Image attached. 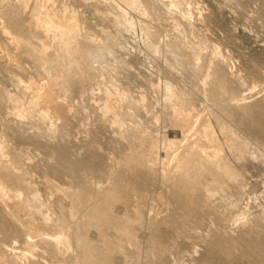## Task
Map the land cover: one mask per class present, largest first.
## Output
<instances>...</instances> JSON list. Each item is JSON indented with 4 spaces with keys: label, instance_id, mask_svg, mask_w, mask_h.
Returning a JSON list of instances; mask_svg holds the SVG:
<instances>
[{
    "label": "rangeland",
    "instance_id": "obj_1",
    "mask_svg": "<svg viewBox=\"0 0 264 264\" xmlns=\"http://www.w3.org/2000/svg\"><path fill=\"white\" fill-rule=\"evenodd\" d=\"M37 1L0 0V30L15 35L25 18L37 13ZM138 1L144 13L120 0H53L50 8L72 13L79 26L73 43L80 51L67 81L26 54L18 52L17 62L8 57L0 38L3 160L23 173V185L38 194L41 207L40 215L32 213L34 205L22 188L17 199L22 203L16 200L26 217L21 220L39 235H51L59 225L71 236L83 232L97 251L103 250L100 235L109 238L111 230L130 221L125 241L130 245L123 243L111 264H264V250L253 252L242 244L254 236L264 239V0ZM38 39L34 42L43 43L56 63L65 62L57 63L62 69L68 65L56 57L53 39ZM29 80L35 87L51 84L52 109L38 99L35 111H28L32 90L24 94L19 82ZM8 97L17 99L15 105ZM177 113L195 116V128L207 123L223 162L238 173L236 182L223 181L222 190L205 200L209 174L198 165L188 169L185 178L197 183L192 199L199 202L193 220L176 212L172 189L160 186L167 144H187L178 138ZM60 148L67 160L57 164ZM134 151L145 152L152 169L145 188L139 186L141 172L124 170ZM91 154L99 156L94 167L73 165ZM173 183L174 189L180 185ZM105 212L112 223L99 224V235L96 217ZM42 217H48L47 226ZM5 227L0 245L18 253L23 239ZM159 228L167 241H161ZM216 240L229 256L217 253ZM73 244L55 264H82L84 249L79 252ZM13 261L4 264H24Z\"/></svg>",
    "mask_w": 264,
    "mask_h": 264
},
{
    "label": "bare ground",
    "instance_id": "obj_2",
    "mask_svg": "<svg viewBox=\"0 0 264 264\" xmlns=\"http://www.w3.org/2000/svg\"><path fill=\"white\" fill-rule=\"evenodd\" d=\"M121 1L124 3L125 6H128L129 8L132 9L141 8L140 6L138 7V2H139L138 0H120V3ZM52 2L53 0H40L35 2V11H37V13L34 12V14L32 13L31 15L27 16L25 18L24 25H22L19 28V30L16 32V34L13 36L8 35L6 31L0 30V38H2L1 41H3V43L5 44L4 46L5 48H3V50L7 52L6 55H8V57L9 56L13 57L17 62V60L19 61L18 52L21 53V55L26 54L25 56L27 59L37 62L40 67L45 68L48 71H51V73L59 72L60 73L59 76L61 77V79L63 81H67L64 77L71 70L72 65L75 64L74 60L80 51L79 46L77 47L73 43V37L77 33L79 26L76 24L72 13H66L68 12L67 10L62 12H60L61 10L59 12L55 11L53 10V6L51 9L50 7ZM141 10L143 9L141 8L140 11ZM141 13L144 12L141 11ZM37 37H39V39H44V40L48 39V37L49 39L50 38L53 39V41L56 42L55 43L56 46H58L57 49L58 53L56 57L59 58L60 56L62 60L67 62L68 65L62 69L61 67L62 62L61 61H60L61 63L59 61L57 62L60 63L61 66L57 64L56 59L55 58L53 59L51 57L53 53L51 54V56H49L46 48H44L45 45L43 43L40 44L38 42H34ZM63 63L65 64V62ZM58 65L60 66V68H58ZM16 66H18L17 68H19L20 72L23 73L24 69L22 68V66L19 65V62L16 64ZM19 83H21V91L24 94L26 93V91L30 92V90H32V93L30 92L29 94L31 103L29 104L30 108L28 111L30 110L33 111L36 107H38V99H42L43 103L47 106V108H51L53 106L51 104V100H52V95L50 91L51 84H39L38 87H35L36 84L32 80H29L28 84L25 85H23L21 81ZM7 101L12 102V104L14 103L15 105L17 99L8 97ZM40 114L42 118H45L46 115L45 112H42ZM18 117H21V115L20 116L18 115ZM194 117L195 116H193L192 114L177 113V117H176L177 122H179L180 125L182 126L181 128L182 131L180 130L181 133H179L178 138L181 141L183 140L187 141L186 142L187 144L186 145L183 144L184 147L180 148L179 146L180 141L178 140L169 141L164 153H166V156L169 155L170 153L171 155L170 163L169 161H165L166 156H163L165 160L162 162L160 171H158L160 173L159 174V178L161 182L160 186L164 185V187L166 186V189L167 188L172 189L171 194L174 199L175 210L182 218H185L186 220L188 219L193 220L195 218L194 214L196 212V208L199 205L198 201L192 199V193H194L197 183L188 184L185 178L186 172L191 166L198 165L203 171L207 172L210 176L211 182L206 188L205 197L203 198L205 200L212 198L211 195L215 193V191L222 190L225 184H227L229 181L236 182L238 179V173L223 162L222 156L220 155L221 151L217 148L218 145L216 144L217 140L213 138L214 135H212V131L210 127L207 125V123L203 124L202 122H200L201 125L199 127L196 126L195 128V125L198 122L195 120ZM261 124L264 129V121L261 122ZM261 143H262L261 145L264 146L263 135H262ZM218 147L221 146L218 145ZM2 148L3 146L1 145L0 147V223H2L1 228L3 230L4 226H6L5 228L10 227L12 231L9 229L8 232L11 231L12 232L11 235L14 233L17 234L16 236L18 235L21 236L24 242V247L17 249L19 250L18 253H13L11 252V250L3 247L4 244L1 243L3 245H0L2 246L0 247V264H4L10 260H14V261L20 260L23 261L24 264L26 263L55 264L58 263L59 261L60 262L63 261L61 260L62 259L61 252L65 253L71 250L70 244L72 240L75 243L73 245H75L76 249L78 248L77 251L79 249H82L81 251H83L84 249L83 253L86 254L87 256V258L82 261V264H111L112 255L115 256L116 254L118 255L120 253L123 243L130 245L128 243H125V241H128L130 239V234L127 230V227L133 225L130 221L124 220L122 222V227L111 230L110 233L111 237L109 238L100 235L102 234V232L99 231V226L101 225L103 227L108 228L112 223V218L110 214L107 212H105L102 216L96 217L97 233L100 235L101 243L103 244V250L101 251H97L96 248L88 246L83 232L79 236H74V235L71 236L70 230L66 228L64 225H59V227L56 225L58 228L57 230L55 228L54 230L55 233L51 232L52 233V234L50 233L51 235L48 234L39 235L38 230H37L38 234L35 232L33 233L32 231L33 229L30 230L32 226L29 229L25 228L24 223L21 220L22 217L21 214L24 212V210H22L21 206L18 204L19 202L20 203L22 202L17 200L20 199L19 198L20 190H22L23 188V190H25L28 193L29 199L34 205L33 206L34 211L31 212L32 213L35 212V214L40 215L41 207L39 206V202H38V194L35 193L34 190L31 188V186H29L28 184L23 185V181H22L23 173L22 174L16 173L14 169L10 168V164H8L7 161L3 160L4 153ZM209 148H212V151H209ZM213 148L215 149L213 150ZM144 153L140 151L131 152V154L128 157H126V162H125L126 164L124 166V170L127 172L135 171L142 173L141 175H139L142 176L141 178H139L140 179L139 186L142 188L146 187V183H145L146 178L148 174H150V172L152 171L149 162H147V159L145 158V156L147 155L145 154L144 156ZM58 154L59 156H58L57 164H61L62 162H65L67 160V154L65 153V150L63 151L61 148L58 149ZM94 155L92 154L91 156L86 155L87 156L86 158L83 159L81 158V160L77 159L78 161L74 160L73 165L76 167L89 166L92 168L97 164L99 160L98 158L99 156L97 157V155L96 156ZM174 180H178V183H180V185L176 189H174V183H173ZM223 181H226L227 183H223ZM82 198L83 195L79 194V197L77 199H82ZM16 200L18 201V203L16 202ZM11 202H13V205H10L12 204ZM140 213L141 212L138 211V209L133 211V214L136 217L135 220L136 225L139 222L138 221L139 219L137 217L139 216ZM22 218L23 220H26L25 219L26 217L25 218L22 217ZM42 218H43V222L41 223L44 224V226H47L48 217L47 219L44 217ZM26 222L27 221H25V223ZM1 228H0V232H2ZM3 232H5V230ZM163 234L164 232H162L159 228L158 236L160 237L161 241L165 242L169 237L165 238ZM10 236H8L7 238H9ZM12 236L16 237L15 235ZM7 238L5 237V239ZM242 244H244L245 247L247 246V248L254 249L253 252L259 250L260 253H262L261 250L262 251L264 250V239L259 237L256 238L254 236L251 237L250 239L249 238L243 239ZM214 248L218 254L224 256L228 255V252L224 250L222 246H220V244L218 245V242L215 243ZM11 249L14 250L15 248L14 249L11 248Z\"/></svg>",
    "mask_w": 264,
    "mask_h": 264
}]
</instances>
